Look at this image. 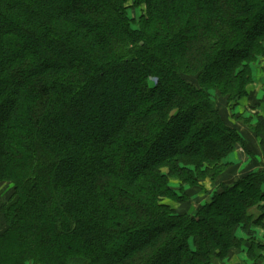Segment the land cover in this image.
Returning a JSON list of instances; mask_svg holds the SVG:
<instances>
[{
	"label": "trees",
	"instance_id": "1",
	"mask_svg": "<svg viewBox=\"0 0 264 264\" xmlns=\"http://www.w3.org/2000/svg\"><path fill=\"white\" fill-rule=\"evenodd\" d=\"M129 1L0 0V264H217L264 226V174L205 192L242 141L221 101L247 95L264 0H134L135 22Z\"/></svg>",
	"mask_w": 264,
	"mask_h": 264
},
{
	"label": "crops",
	"instance_id": "2",
	"mask_svg": "<svg viewBox=\"0 0 264 264\" xmlns=\"http://www.w3.org/2000/svg\"><path fill=\"white\" fill-rule=\"evenodd\" d=\"M228 108V107H227ZM222 107V112L227 122L233 126L241 136L234 151L228 156V168L225 174L212 184H205V192L210 196L221 193L222 187L233 188L242 178L251 174H264V153L260 138L250 129L258 122V118H264V55L258 56L253 67V80L248 86L247 95L237 101L229 109ZM232 110V111H230ZM231 113L244 118L242 121L233 119ZM229 115L232 120L229 119ZM264 195V184L261 186ZM193 204L188 205L185 211H196L197 207L203 205L207 200L203 199V191H195ZM200 192H202L200 194ZM209 199V198H208ZM191 202V203H192ZM264 206V201L260 203ZM253 210V212H255ZM264 217V215H263ZM258 218H261L259 215ZM264 224V218L261 221ZM238 237L243 239V243L238 248H233L229 255L217 264H264V226L261 223L251 224L248 231L239 230ZM259 244L261 258L257 261L252 258L253 248L250 239Z\"/></svg>",
	"mask_w": 264,
	"mask_h": 264
},
{
	"label": "rangeland",
	"instance_id": "3",
	"mask_svg": "<svg viewBox=\"0 0 264 264\" xmlns=\"http://www.w3.org/2000/svg\"><path fill=\"white\" fill-rule=\"evenodd\" d=\"M128 5H129V7H128V10H127V14H128V17L130 18V20H134L133 22L138 21L140 18H142V17L145 16V9H144V7L143 6L136 5V3H135L134 0H130L129 3H128ZM255 62L256 61H254L251 64L252 71H253V67H254ZM252 80H253V72H252ZM247 89H248V87H247ZM221 104L223 105V108H227L228 107L227 109H229L230 107L233 106V104L226 103V102H223V101H221ZM230 111H232V110H230ZM232 114H234V113H231L230 115H232ZM230 115H229V119L232 120V118H231ZM232 117L236 121H241L238 118L239 116H237L236 114L232 115ZM242 119H244V118H242ZM12 188H13V185L10 184V183H5V184L0 185V208L2 207L3 202L6 200L7 195H9L11 193ZM175 189H177V190L180 191V189H178V188H175ZM188 189H189V187L186 186L185 187V190H188ZM182 191H183V193H185L184 190H182ZM178 193H181V192H178ZM166 202L173 204L172 203L173 201L171 202V199L166 200ZM234 202H239V200L238 199H235ZM232 207H234V206L232 205L231 208ZM1 218H2V215H0V220H1ZM4 226H5V224L4 225L1 224V221H0V231H1L2 228H4Z\"/></svg>",
	"mask_w": 264,
	"mask_h": 264
}]
</instances>
